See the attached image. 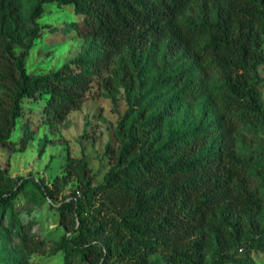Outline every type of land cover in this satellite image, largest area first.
Wrapping results in <instances>:
<instances>
[{
    "label": "trees",
    "instance_id": "1",
    "mask_svg": "<svg viewBox=\"0 0 264 264\" xmlns=\"http://www.w3.org/2000/svg\"><path fill=\"white\" fill-rule=\"evenodd\" d=\"M53 4L81 18L73 27L87 49L71 66L28 74L13 49L40 37L38 20ZM154 41L172 59L158 63V77L176 89L169 104L204 94L199 68L218 75L210 122L173 131L167 128L173 109L154 114L131 108L117 126L120 146L105 148L113 165L96 185L84 156L68 157L66 173L50 187L10 177L0 166V212L10 210L29 184L44 198L60 197L55 210L65 234L53 253L63 255L62 264H151L154 255L165 264H206L210 251L227 259L264 238V173L236 150L241 127L264 123L258 73L264 66V0H31L26 19L16 0H0V146L15 147L11 135L24 99L43 98L44 121L56 125L80 108L97 79L119 82L118 75L109 80L102 74L126 51L130 75L119 79L133 82ZM178 58L186 60L182 70ZM72 181L75 189L66 190ZM9 229L28 253L45 252L44 241L28 237L14 219Z\"/></svg>",
    "mask_w": 264,
    "mask_h": 264
},
{
    "label": "rangeland",
    "instance_id": "2",
    "mask_svg": "<svg viewBox=\"0 0 264 264\" xmlns=\"http://www.w3.org/2000/svg\"><path fill=\"white\" fill-rule=\"evenodd\" d=\"M23 17L29 15L31 0H16ZM81 18L73 13L72 8L56 4L45 6V12L38 20L40 37L28 41L25 49L14 48L16 56H23L25 70L28 74L44 75L56 72L76 60L87 49V42L79 37L73 24ZM264 48V45H263ZM163 43L154 41L148 45L145 70L137 71L133 82L127 83L120 76L130 75V56L126 51L115 57L103 74V79H116L118 83L105 85L97 79L93 83L91 95L79 109L69 112L64 119L50 125L44 121V99L27 98L21 105L22 115L16 121L11 139L16 142L13 149L0 146V166L10 177H27L35 182L50 187L56 177L66 173L68 157L84 156L92 177L93 184L102 182L103 176L112 167L113 159L105 152L107 145L113 150L120 146L116 138L119 121L132 109L148 108L151 113L161 109H173V115L167 119V128L173 131H191L202 120L210 122L214 116L207 111L212 109L211 91L216 90L221 81L218 75L208 69H198L197 83L204 94L191 102L170 103L175 88L167 85L158 77V63L172 59L167 55ZM146 58V59H145ZM182 65L186 60L178 58ZM261 79L259 92L264 104V66L259 67ZM112 97L116 104L112 103ZM237 152L250 160L254 166L264 173V123L257 127H241L236 133ZM22 148V149H20ZM256 183L261 181L254 176ZM264 188V182H263ZM72 181L66 190H74ZM60 204L57 199L44 198L32 184L20 193L13 202L12 208L0 212V264L13 262L25 264H62L63 255L53 253L54 245L65 234L59 224L55 208ZM23 228L28 237L43 240L46 244L44 253H28L20 240L9 229L12 220ZM264 225V202L260 217ZM251 247L243 245L231 258H221L212 251L205 258L206 264H264V238H256ZM114 264H125L118 262ZM151 264H165L162 256L154 255Z\"/></svg>",
    "mask_w": 264,
    "mask_h": 264
}]
</instances>
